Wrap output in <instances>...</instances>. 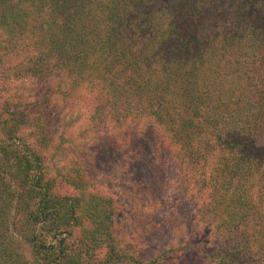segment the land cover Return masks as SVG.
I'll return each instance as SVG.
<instances>
[{"label": "trees", "instance_id": "16d2710c", "mask_svg": "<svg viewBox=\"0 0 264 264\" xmlns=\"http://www.w3.org/2000/svg\"><path fill=\"white\" fill-rule=\"evenodd\" d=\"M9 72L55 94L66 80L57 94L69 103L86 90L94 127L114 140L160 128L184 177L176 204L192 206L211 237L199 264H264V0H0V75ZM20 118L6 133L27 127L34 144L0 143V264L174 258L171 248L148 260L123 252L113 199L80 163L51 176L59 136L41 113Z\"/></svg>", "mask_w": 264, "mask_h": 264}, {"label": "rangeland", "instance_id": "374dc122", "mask_svg": "<svg viewBox=\"0 0 264 264\" xmlns=\"http://www.w3.org/2000/svg\"><path fill=\"white\" fill-rule=\"evenodd\" d=\"M11 75H0V143H9L12 138L16 143L19 138L17 143L22 146L34 144L27 127L18 128L12 136L6 131L10 132L14 120L20 121L21 116L31 119L41 113L59 136L55 157L47 152L46 167L51 176L61 181L73 173L77 163L81 164L75 169L86 172L94 192L111 197L119 207L115 228L123 252L148 260L171 248L174 258L164 264H199L198 249L207 253L213 244L210 235L193 221V207L176 204L184 177L161 129L151 131L149 126L133 140H114L109 130L94 127L96 121L90 118L93 106L86 105L90 97L86 90L76 91V98L81 97L83 102L69 103L57 94L69 92L66 80L54 81L55 94L53 90L44 91L39 81L18 80ZM44 85L48 86V81ZM258 141L264 152V128ZM57 192L61 197L73 194L72 189L60 186ZM185 203L190 204L189 200ZM96 253L100 259L105 251Z\"/></svg>", "mask_w": 264, "mask_h": 264}]
</instances>
